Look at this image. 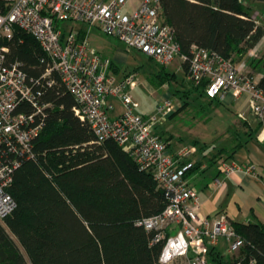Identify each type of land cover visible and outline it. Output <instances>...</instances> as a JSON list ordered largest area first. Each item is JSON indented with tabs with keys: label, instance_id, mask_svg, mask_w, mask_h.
Instances as JSON below:
<instances>
[{
	"label": "built area",
	"instance_id": "built-area-1",
	"mask_svg": "<svg viewBox=\"0 0 264 264\" xmlns=\"http://www.w3.org/2000/svg\"><path fill=\"white\" fill-rule=\"evenodd\" d=\"M0 1L6 4L0 10V222L17 208L9 193L14 173L23 159L35 157L34 142L45 128L47 109L53 107L43 102L42 90L60 87L75 98L73 111L92 128L96 143L116 142L141 170L153 173L158 187L166 192V209L138 222L148 232H156V244H163L160 264L182 258L190 264H211V249L222 241L228 246L227 254L236 258L234 264H244L238 258L245 246L243 237L226 214L203 215L198 191L185 178L196 164L197 148L184 146L173 154L159 133L163 122L177 111L175 104L167 100L156 114L140 115L134 98L139 86L136 75L119 76L113 62L91 45L88 32L84 28L75 31L73 25L81 24L89 31L98 28L128 50L141 51L165 67L181 59L183 65L188 64L190 82H207L210 99L226 100L234 95L242 102L241 119L247 111L256 116L262 125L259 139L264 143L260 81L243 73L232 60L197 46L191 56L184 55L175 29L163 21L161 0H141L131 12L126 8L133 0ZM18 31L32 36L44 51L41 64L45 71L39 79L29 80L21 64L10 61L9 43ZM114 100L122 106L116 118H112ZM224 171L228 177L240 171L256 175L255 166L226 164Z\"/></svg>",
	"mask_w": 264,
	"mask_h": 264
},
{
	"label": "trees",
	"instance_id": "trees-1",
	"mask_svg": "<svg viewBox=\"0 0 264 264\" xmlns=\"http://www.w3.org/2000/svg\"><path fill=\"white\" fill-rule=\"evenodd\" d=\"M252 3L264 0H161L162 17L175 29L184 55L191 56L197 46L234 62L264 39V25L254 18ZM5 9L0 1V10ZM9 45L10 61L21 64L29 80L41 78L45 54L40 44L18 31ZM160 66V86L176 79ZM254 68L263 75L259 88L264 92V59ZM113 69L119 75L133 73ZM184 69L188 76V64ZM188 82L191 87L177 114L190 106L192 96L208 97L206 81ZM42 91L43 102L53 107L47 109L45 128L34 142L35 157L23 159L14 173L9 193L17 208L0 222V264H160L163 244H156V232L138 222L166 209V192L116 142L96 143L92 128L75 115L72 95L60 87ZM258 128L262 130L261 123ZM199 168L196 162L185 178ZM232 224L245 240L238 258L244 264H264V223ZM235 259L218 247L211 249V264H234Z\"/></svg>",
	"mask_w": 264,
	"mask_h": 264
},
{
	"label": "rangeland",
	"instance_id": "rangeland-1",
	"mask_svg": "<svg viewBox=\"0 0 264 264\" xmlns=\"http://www.w3.org/2000/svg\"><path fill=\"white\" fill-rule=\"evenodd\" d=\"M252 13L258 24L264 25V3H252ZM69 26L72 27V25ZM73 27L75 31L84 28L88 32L91 45L105 59L112 60L117 51L128 55V62L121 69L133 72L132 74L136 75L139 81V86L134 92V98L138 103L140 113L156 114L158 98L163 101H172L177 109L182 103L184 104L185 99L182 98V95L190 89L191 83L187 80L189 77L185 73L181 59L167 67L170 72L176 74V79L160 86V78L157 75L162 67L146 54L138 50H128L124 43L107 36L98 28H92L89 31L88 27L81 24L73 25ZM260 59H264V40L247 56L235 57L234 64L243 73L255 79L259 72L254 66ZM258 77L260 78L261 75ZM219 100L224 101L221 98ZM219 100L192 96L188 100L190 106L182 112L181 117L163 122L160 126L161 131L171 130L174 134H182L184 146L193 145L194 139L198 136L199 141L194 146L198 151L203 145L207 146L205 148L206 156L210 160L219 151L223 141L228 140L229 137H234L243 128V123L240 122L237 114L231 108L221 104ZM230 133H234L233 136H230ZM197 179V183H199V176ZM173 264H190V261L187 258H182Z\"/></svg>",
	"mask_w": 264,
	"mask_h": 264
},
{
	"label": "crops",
	"instance_id": "crops-1",
	"mask_svg": "<svg viewBox=\"0 0 264 264\" xmlns=\"http://www.w3.org/2000/svg\"><path fill=\"white\" fill-rule=\"evenodd\" d=\"M140 2L141 0H133L127 6L126 12L133 11L139 6ZM128 59L126 53L117 51L111 61L115 66L122 68L128 62ZM122 74L124 73L119 76H124ZM259 75H261L260 78ZM258 76L256 78L260 81L263 75L259 73ZM113 102L116 111L112 113V118H116L122 113V106L117 100ZM163 102L165 101L160 98L157 99L158 106ZM223 104L231 108L240 118L239 113L243 110L242 102L235 99L234 95H229L223 101ZM183 105L182 103L168 121L181 117L183 113L177 114V112ZM138 113L143 116L152 115L140 113L139 111ZM240 122L243 123L242 130L234 137H229L228 140L223 141L219 151L210 160L206 156L205 148L207 146H202L203 148L196 156V162L200 165V168L190 175L187 180L189 185L198 191L202 213L206 217L214 218L218 214L224 213L232 223H264V143L259 139L262 130L258 131L260 122L249 111L245 113V119L240 118ZM161 132L169 141L170 151L173 154L184 147L182 134H174L171 130ZM233 134L230 133L229 135L233 136ZM194 140L199 141V137L196 136ZM204 143L206 142L204 141ZM222 150L223 153H220ZM226 164H236L241 167L255 166L256 175L240 171L228 177L224 172V165ZM198 176L199 183H197ZM227 248L225 241H222L218 246L223 255L230 257L227 254Z\"/></svg>",
	"mask_w": 264,
	"mask_h": 264
}]
</instances>
